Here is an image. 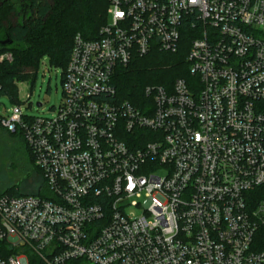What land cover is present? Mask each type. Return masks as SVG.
I'll return each mask as SVG.
<instances>
[{"label":"built area","instance_id":"obj_1","mask_svg":"<svg viewBox=\"0 0 264 264\" xmlns=\"http://www.w3.org/2000/svg\"><path fill=\"white\" fill-rule=\"evenodd\" d=\"M107 3L54 115H0L42 180L0 193V264H264V0ZM184 46L186 76L121 99L119 69Z\"/></svg>","mask_w":264,"mask_h":264},{"label":"trees","instance_id":"obj_2","mask_svg":"<svg viewBox=\"0 0 264 264\" xmlns=\"http://www.w3.org/2000/svg\"><path fill=\"white\" fill-rule=\"evenodd\" d=\"M107 7V0H10L3 3L0 55L11 54L12 61L0 63V98L7 97L13 105H19L17 83L33 84L42 56H48L50 65L59 67L63 75L74 36L97 39L99 28L106 22ZM186 75L184 52L171 54L154 50L144 57H135L119 69L115 82L121 99L133 102L145 86L170 85L177 77ZM29 156L31 158L30 153ZM258 192L254 195L260 198ZM1 194L21 196L24 193L12 187ZM252 249L264 250V223L254 235Z\"/></svg>","mask_w":264,"mask_h":264},{"label":"rangeland","instance_id":"obj_3","mask_svg":"<svg viewBox=\"0 0 264 264\" xmlns=\"http://www.w3.org/2000/svg\"><path fill=\"white\" fill-rule=\"evenodd\" d=\"M180 52L186 55V46ZM9 55L10 60H5L6 62L12 61V56ZM17 89L19 105L25 116L50 118L54 115V109L62 103V70L50 65L48 56H42L33 84L17 83ZM37 103L41 104L40 108L36 107ZM12 107L13 104L7 97L0 98V115L8 113ZM41 185L40 173L32 163L22 138L9 135L0 128V193L14 187L21 193L31 194ZM127 211L139 213L136 207H130Z\"/></svg>","mask_w":264,"mask_h":264},{"label":"water","instance_id":"obj_4","mask_svg":"<svg viewBox=\"0 0 264 264\" xmlns=\"http://www.w3.org/2000/svg\"><path fill=\"white\" fill-rule=\"evenodd\" d=\"M6 2V0H0V8L2 7V5H3V3H5ZM2 44H5V42H3ZM41 106V104H39V103H37L36 104V107H40Z\"/></svg>","mask_w":264,"mask_h":264},{"label":"flooded vegetation","instance_id":"obj_5","mask_svg":"<svg viewBox=\"0 0 264 264\" xmlns=\"http://www.w3.org/2000/svg\"><path fill=\"white\" fill-rule=\"evenodd\" d=\"M7 1H10V0H6V2H7ZM12 1H16V2H18L19 0H12ZM20 5H21V4H20Z\"/></svg>","mask_w":264,"mask_h":264}]
</instances>
